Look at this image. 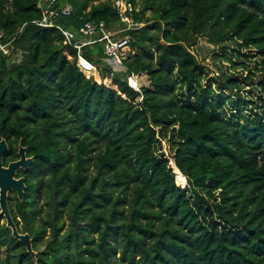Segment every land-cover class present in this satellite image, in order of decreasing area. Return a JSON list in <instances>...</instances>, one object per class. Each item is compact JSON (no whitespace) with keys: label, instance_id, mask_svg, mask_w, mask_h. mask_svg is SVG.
Listing matches in <instances>:
<instances>
[{"label":"trees","instance_id":"obj_1","mask_svg":"<svg viewBox=\"0 0 264 264\" xmlns=\"http://www.w3.org/2000/svg\"><path fill=\"white\" fill-rule=\"evenodd\" d=\"M98 1H58L72 8L56 21L65 45L36 24L38 0H0V31L16 38L0 56L3 161L20 145L34 158L17 175L23 201L8 202L36 252L0 217V264H264V0H128L132 30ZM102 21L131 51L114 72L103 42L83 46L98 83L75 43ZM201 38L229 65L257 51L263 79L211 78L192 51ZM131 75L149 86L134 91Z\"/></svg>","mask_w":264,"mask_h":264},{"label":"built area","instance_id":"obj_2","mask_svg":"<svg viewBox=\"0 0 264 264\" xmlns=\"http://www.w3.org/2000/svg\"><path fill=\"white\" fill-rule=\"evenodd\" d=\"M59 0H38V9L42 13V18L36 24L43 28H57L65 36L66 40L65 45H73L71 37L59 26L56 25V21L61 18L70 17L72 15V8L69 5L57 6ZM114 7L119 15V18L122 23L127 25L126 30H132L142 27L143 25L138 23L134 18V11H137L134 6L125 0H118L114 3ZM80 33L85 37L84 41H79L75 43V48L79 50V67L82 71L90 73L92 71H97V67L85 60L81 55V48L87 45H93L97 42L104 43V49L107 55L106 62L113 69L114 72L124 71V62L127 60L128 55L131 51L129 46L130 37H119L122 34V30L117 32H111L106 29V24L104 21L99 23L87 22L81 29ZM98 34H101L99 39L94 38ZM16 38H13L9 41L5 40L4 32L0 31V56L8 57L12 54L15 49ZM139 75H131L128 77V85L134 91L140 93L141 86L136 85L137 77ZM210 76L213 78L219 77V74L210 73ZM140 100V99H139ZM141 101V100H140Z\"/></svg>","mask_w":264,"mask_h":264},{"label":"rangeland","instance_id":"obj_3","mask_svg":"<svg viewBox=\"0 0 264 264\" xmlns=\"http://www.w3.org/2000/svg\"><path fill=\"white\" fill-rule=\"evenodd\" d=\"M102 1H104V0H99L98 2H102ZM110 1L114 4L118 0H110ZM120 1H122V0H120ZM125 1H128V0H125ZM98 2H96V3H98ZM139 9H140V7L137 8V10H139ZM147 16L150 17L151 13L148 12ZM122 37L123 36L121 35L119 37V39ZM192 51L195 53L197 60L202 65L206 66L210 73H214V74L218 73L219 74V77H217V79L220 82L227 80L228 78H230L229 76H232V75L236 76L238 79L243 80L246 77V75L248 74V72L251 73V71L255 72V74L252 76V80H253V83L255 85L259 84V82L263 79L262 75H261L262 73L257 70V68L260 66V64L258 62L261 61V58L259 55H255V56L252 55V54H257L256 53L257 51H254L253 53H251L249 55V57L251 59H250V61L247 60L248 63L246 62V60L244 58H241V59L236 61L235 65H234V63L232 65L231 64L229 65L225 61L220 62V58H222L224 56L225 51L220 49V51H217V53L220 54V58L215 57L214 46L211 45L210 43H208L206 38H201L197 42V44L194 46ZM88 75L93 77L95 81H97V79H98L100 81V82L97 81L98 83L102 82V77H101L99 71L96 73V75H92V74H88ZM213 78H215V77H213ZM136 85L138 87L139 86H141V87L149 86V80H148L147 76L139 75L137 77ZM260 89H261V87L260 88L259 87L253 88L254 91L257 90L259 93L261 92ZM247 90H249V89L247 88ZM247 92H250V91H247ZM250 94H253V93L250 92ZM140 100H139V102H140ZM168 147H169V144L168 143L166 144L164 142V151L166 154H168ZM185 185H181V186H185ZM15 194H16L15 192H11L9 194V197L10 196L14 197ZM3 222L4 221H2V223Z\"/></svg>","mask_w":264,"mask_h":264},{"label":"water","instance_id":"obj_4","mask_svg":"<svg viewBox=\"0 0 264 264\" xmlns=\"http://www.w3.org/2000/svg\"><path fill=\"white\" fill-rule=\"evenodd\" d=\"M9 147L5 139L0 141V217L4 218V222L7 228L11 229L12 236L21 242L28 253L33 258L36 256V252L32 249V239L29 234H21L15 224V221L11 215L9 207V194L15 192L18 199L23 201L26 183L24 177H17L20 170H28L34 162V158L27 157V148L20 145L19 147V159L17 161L9 163L8 166L4 165V154L8 152Z\"/></svg>","mask_w":264,"mask_h":264},{"label":"bare ground","instance_id":"obj_5","mask_svg":"<svg viewBox=\"0 0 264 264\" xmlns=\"http://www.w3.org/2000/svg\"><path fill=\"white\" fill-rule=\"evenodd\" d=\"M87 73V72H86ZM97 71H92L90 73H87V74H92V75H96Z\"/></svg>","mask_w":264,"mask_h":264}]
</instances>
